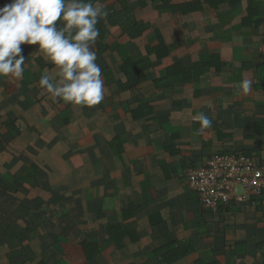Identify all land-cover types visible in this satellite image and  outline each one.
<instances>
[{"label": "crops", "instance_id": "1", "mask_svg": "<svg viewBox=\"0 0 264 264\" xmlns=\"http://www.w3.org/2000/svg\"><path fill=\"white\" fill-rule=\"evenodd\" d=\"M251 1L257 29L242 22L250 0H173L198 8L177 23L138 0H99L106 11L132 8L141 34L130 39L105 20L109 43L94 48L105 99L92 107L50 99L38 81L53 66L21 45L24 76L0 79V264H77L65 251L81 243L99 249L84 264H264V209L250 200L209 212L186 180L217 153L264 162V0ZM156 32L164 61L147 55ZM214 56L223 66L203 67L190 83L167 73ZM128 59L140 77L121 72ZM244 79L252 91L237 96ZM201 112L212 127L197 134ZM174 241L193 251L170 263Z\"/></svg>", "mask_w": 264, "mask_h": 264}, {"label": "clouds", "instance_id": "2", "mask_svg": "<svg viewBox=\"0 0 264 264\" xmlns=\"http://www.w3.org/2000/svg\"><path fill=\"white\" fill-rule=\"evenodd\" d=\"M108 12L99 0H10L0 7V79H21L25 57L21 45H36L35 51L54 68L38 85L53 101L92 107L105 99L102 70L93 50L100 35L97 25ZM237 96L252 91V82L236 84ZM193 119L197 134L212 127L204 112Z\"/></svg>", "mask_w": 264, "mask_h": 264}, {"label": "trees", "instance_id": "3", "mask_svg": "<svg viewBox=\"0 0 264 264\" xmlns=\"http://www.w3.org/2000/svg\"><path fill=\"white\" fill-rule=\"evenodd\" d=\"M207 4H209L211 7H216L218 4L226 3L230 5L231 7H234L236 5H239L242 0H221L219 2L218 0H204ZM10 0H0V7H2L4 4L9 3ZM173 0H138V4H140L141 8L148 7L149 5H152L154 10L159 12L160 15L167 14L169 17H172L175 22H182L184 20V17L197 10V5H180V6H174L172 4ZM252 1L250 0V5H248V8L246 10V19H244L243 25L244 28H254L257 29L259 26L262 25V20L258 18V12L256 8H252ZM108 10V9H107ZM108 16L107 19L115 22L117 25L120 26L122 31L130 38L135 39L140 36V24H137L136 21L133 20L132 17V8L122 9L121 11L110 9L107 11ZM123 18V19H122ZM100 35L97 38V42L93 45V50L97 45L100 44H108L109 43V33L105 29V20H101L100 23L97 25ZM156 41L152 45H148L146 47L147 55L148 56H154L156 60L164 61L169 57V51L164 44V41L159 33L156 32ZM211 62L207 65H194L192 67H188L187 69H183L180 62L172 63L169 68L167 69V73L170 76L179 77L182 76L184 78V81L186 83L192 82L197 76L198 72H200L203 67H215L216 69H219L223 66V64L218 63L219 59L217 56L211 57ZM136 66V63L132 62L131 60H127L122 66H121V72L124 73L127 76L132 77V79H136L137 77H140V71L139 66H136V70L132 69ZM141 70V69H140ZM145 107V106H144ZM143 108V107H142ZM139 118L136 113L133 115V119ZM149 117L146 118L148 120ZM174 152V153H173ZM173 155L176 154L177 151H173ZM235 155H245V156H251L253 153L250 152H243V153H236ZM258 158V157H257ZM260 161V159L258 158ZM264 163L263 161H260ZM251 202L256 205L257 209H264V192L259 198L252 197ZM235 204V203H234ZM233 205L227 204V205H221L218 207L216 211L207 210L212 213H217L221 211L222 209H226L228 206ZM244 205V204H239ZM206 210V209H205ZM110 234L113 236V242L119 247L118 249H122L121 244L122 240L124 239L125 235L123 232H121L119 229H112L110 230ZM174 248L169 252L168 259L170 263L177 261L179 259H183L184 257L190 255L193 251L191 242H186L184 244L182 243H176L175 241L172 243V247ZM264 247V245H262ZM74 249V250H73ZM72 250H66V257L67 255L72 258H74L77 261V264H84L88 263L94 258L97 257L99 254V249L94 244H86L81 243L77 247H74ZM171 258V259H170Z\"/></svg>", "mask_w": 264, "mask_h": 264}, {"label": "built area", "instance_id": "4", "mask_svg": "<svg viewBox=\"0 0 264 264\" xmlns=\"http://www.w3.org/2000/svg\"><path fill=\"white\" fill-rule=\"evenodd\" d=\"M188 187L201 206L216 211L231 203L245 204L264 192V163L256 155L217 153L204 164L187 170Z\"/></svg>", "mask_w": 264, "mask_h": 264}]
</instances>
